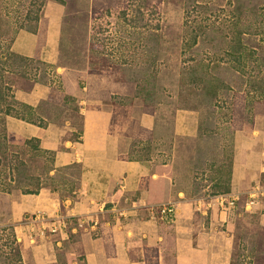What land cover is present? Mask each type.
<instances>
[{"label":"rangeland","instance_id":"1","mask_svg":"<svg viewBox=\"0 0 264 264\" xmlns=\"http://www.w3.org/2000/svg\"><path fill=\"white\" fill-rule=\"evenodd\" d=\"M143 1L148 7L141 4ZM27 2L3 0V13L9 16L12 25L23 18L29 6ZM140 2L141 13L134 8L139 0H43L38 27H42V20H46L47 15L57 16L56 55L54 62L50 63L52 65L50 72L55 74L58 82L55 86L52 84V87H55L56 92L58 85V92L62 94L66 87L81 90L87 84H92L93 96L104 94L102 95L105 96L104 106L115 108L113 118L119 120L114 126L122 135L120 145L123 147V155L144 153L140 148L145 146L149 147L150 156L157 153L156 150L168 153L171 158L174 157L176 185L186 188L188 193L193 195L201 197L210 195L214 182L222 178L227 170L226 155L220 152L218 146V140L225 132L217 123L223 121L221 126L225 125L228 128L227 136L225 135L227 141L232 126L248 122L254 111L256 114L262 113L263 60L255 53L248 55L247 49L255 50L256 47L251 41L241 39L245 48V55L238 60L242 63L238 65L241 70H226L221 67L220 73L217 71L220 78L229 84V88L221 89L217 97L218 103L209 106L211 98H207L205 89L198 93L186 88L188 76L185 75L183 66L192 64L198 58H202L204 63L209 61L211 64L217 58L207 54L208 46L203 45L201 37L196 45L188 46L189 33L183 36L187 43L183 41L185 44L181 46L183 49L181 50V32L185 27L189 31L193 29L191 23L193 20H200L202 23L213 21L215 25L224 23V31H227L230 19L234 18L230 8L235 0H140ZM261 6H264V0H257L255 14L250 15L248 20L252 22V27L255 26L257 29L253 30L254 39L264 45V8ZM241 21L240 18L238 25ZM46 24L45 28L48 30L50 24ZM22 31L31 32L25 28H18L15 37ZM156 31L159 32V43L154 40ZM246 35H249L248 31L243 34ZM226 39L234 45V39L230 34H226ZM218 51L221 56L222 51L220 49ZM261 56H264V51ZM219 60L221 65L236 61L233 58L232 62V57L228 55H223ZM40 75H37L38 82L46 81L47 76ZM18 85L25 86L26 83L22 80ZM247 89H251L252 92ZM55 92L51 101L44 99L45 102H40L34 115L35 119L42 115L57 125L69 121L78 130L81 118L75 103L62 101ZM255 98L259 99L250 105L249 101ZM180 108L192 109L198 119L203 116L210 125L213 127L216 125L213 131L206 133L198 146L195 145L198 140L195 138L196 135L193 138L184 137L174 134L171 129L175 118L174 112ZM211 108L217 110V116L224 113L225 116L215 120L211 117ZM145 110L153 111L155 118L153 129L144 127L150 131V135L141 132L138 127L141 126L138 115ZM211 120L215 121L210 123ZM8 133L11 142L20 143L17 134L10 131ZM69 137L74 139V133ZM209 150L215 156L210 155ZM227 151L226 147L225 152ZM67 171L63 173V178H72L70 176L74 175H68L70 171ZM74 181L76 183V180ZM54 184L58 185L56 181ZM77 191L71 199L64 196L67 195L64 191L61 195H58L57 191L51 192L59 203L60 212L57 215H61L65 221V225L60 226L55 232L49 231L47 225L36 219L37 214L24 212L16 216L13 209L20 194L18 190L8 193L0 191V225L14 226L18 239L22 241L25 264H33L31 247L43 243L47 244L48 251L54 256L47 264H84L79 237L83 224L76 217L64 214L65 201L72 202ZM242 207L241 195L234 214L228 219L229 224L218 225L221 230L232 229L235 233L232 263L264 264V226L258 222L260 212L244 213ZM208 211L216 217V206L211 205ZM198 213L195 210L194 217H199ZM74 226L79 229L74 235L69 236L70 230L75 231ZM60 230L62 233L65 232L66 237H61L63 234Z\"/></svg>","mask_w":264,"mask_h":264},{"label":"crops","instance_id":"2","mask_svg":"<svg viewBox=\"0 0 264 264\" xmlns=\"http://www.w3.org/2000/svg\"><path fill=\"white\" fill-rule=\"evenodd\" d=\"M46 23L50 26L44 29L39 57L52 63L57 16L47 15ZM36 40L35 33L22 31L14 38L12 49L32 56ZM49 89L48 84L35 82L29 90L15 88L13 95L35 106L47 99ZM82 89L69 86L63 90L76 98L81 118L78 130L69 121L40 127L7 115L5 122L7 131L22 137L37 136L41 147L54 150L55 166L80 164L78 191L72 202L65 201L64 214L83 224L79 237L84 264H145L144 246L157 249L158 264H230L233 232L218 226L229 221L213 217L207 206H196L194 200L201 196L176 185L174 157L168 153L156 150L148 159L120 158L122 135L110 128L115 111L104 106V94L93 96L91 92L88 96L86 86ZM175 111L173 133L195 137L196 112L186 108ZM138 119L141 126L154 128L153 111H141ZM73 133L75 138L71 139ZM263 176L264 110L254 115L251 124H243L233 132L229 191L244 194ZM164 202L177 203L172 221L158 219L151 209ZM13 210L16 216L26 212L50 217L60 212L58 200L46 188L36 194L20 193ZM195 210L199 217H194ZM258 222L264 226V211L259 213ZM47 247L44 243L31 247L33 264L52 261L54 256Z\"/></svg>","mask_w":264,"mask_h":264},{"label":"trees","instance_id":"3","mask_svg":"<svg viewBox=\"0 0 264 264\" xmlns=\"http://www.w3.org/2000/svg\"><path fill=\"white\" fill-rule=\"evenodd\" d=\"M27 1L29 6H27L26 8L23 18H21V20H18L19 22L14 18V20L18 23L12 25L9 16L3 13V0H0V191L8 193L12 190H18L20 193L36 194L41 188H48L50 192L57 191L58 195H61L62 191H64L67 193V195L64 196L70 197L71 199L74 198L75 192L78 190V181L81 173L80 164L78 162H71L65 165L55 166L54 150L41 147L39 138L37 136L22 137L20 135H17L16 137L20 139V143H16L13 141L11 142L10 135L6 129L5 119L7 115H11L16 118L34 123L40 127H45L47 123L51 122L42 115H39L36 120L34 115L36 114L37 108H39V104L41 101H51V98L53 97L55 92V87L53 88L52 84L53 86H55L58 82L54 76L55 74H53V72H50L52 70V65L39 58V49L44 42V29L46 24V20L43 19L42 27H38V22L41 18L40 8L42 6L43 0ZM140 3L141 2L139 0L138 5L134 7L135 9H137V11H139V13H141L139 10L141 6L139 5ZM141 4L143 6H147L146 2L144 1ZM256 4L257 0H235L232 7L230 8L231 12L234 13V18L230 19V26L227 31H224V23L215 25L213 21L202 23L200 20H193L191 22L193 25V29L189 31L185 27L183 28V32H181V50H183L181 46L187 43L183 36L189 33L190 35L188 37V40L190 42H188V46L192 47L196 45V42H199V37H201L203 40L200 41L204 43L203 45L206 44L205 46H208L207 54H210L212 57L216 56L217 58V60L214 59L215 63L213 62L211 64L209 61L204 63L202 62V58H198L192 64L183 66V71L185 75L188 76L186 81L188 84H186V88L197 91L198 93H202V91L205 89L208 94L207 98H211V103L208 104L209 106H213V104L218 103L219 99L217 97L221 89L229 88V84L227 82H224V80L220 78L218 74V72L220 73L221 67L226 70H241L240 66L238 65L242 63H240L238 60L240 59V57L245 55V48L243 42H241V39H244V41L249 40L254 44L256 49L253 50L248 48L247 54L253 55L255 53L256 56L260 57L263 60L264 64V56H261L262 52L264 51V45L260 42L258 43L254 39L253 30L256 31L257 29L255 28V26L252 27V22L248 20L250 15L255 14ZM261 7L264 8V6ZM240 18L242 19V21L240 22V25H238V20ZM18 28H25L36 34V46L34 54L32 56L18 54L12 50L11 44L15 38V34ZM245 31H248L249 35L243 36ZM201 34H203V36H201ZM226 34H230L232 36V38L234 39V45L229 43V39H226ZM154 38L155 42L159 43V32L156 31ZM183 41H185V43H183ZM195 48L197 49L198 47L196 46ZM219 49L222 51L221 56H219ZM223 55L231 56L232 62L233 58L236 60L235 63H231V61H229V64L224 63L225 65H221L219 59ZM210 59L213 60V58ZM237 67H239V69ZM95 69L99 71L98 68ZM40 74H42V76H47L46 81L41 82L49 85L50 89L47 99H45V101L40 100L35 106L17 100L13 95V90L15 88L29 90L35 82L39 81L37 75L41 76ZM22 80L25 81V86L18 85V83ZM183 82L184 80L182 79L181 83ZM91 85L92 84L86 85V89L88 90V94L86 95L88 96L91 95ZM57 88L59 89L58 85ZM57 88V91L55 93L59 95L61 100L64 102H74L75 108L77 110L76 98L69 94L63 93V91L61 94V92H58L59 90ZM181 89L183 88L181 87ZM247 91L252 92L251 89H247ZM263 93L264 88L262 89L261 95H264ZM257 99L259 98L250 100L249 104L252 105L254 102H257ZM197 106L198 105H195V107ZM112 108L115 111L114 106ZM212 109L213 108H211V117H214L215 120L219 117L225 116V113L222 116H217V110ZM263 110L264 108H262V112ZM256 113L257 112L255 111L252 112V115L248 119V122L246 121L244 124H251ZM118 120L119 118H112L110 122V128H112L116 133H119V129L114 125L117 124ZM213 121L211 120L210 123H212ZM221 123L224 122L220 121L219 123H217V126L221 128L227 136L228 128H226L225 125L221 126ZM242 125L243 124H238L236 126H232L229 129V136L227 138V141L225 139V135L220 136V140H218L220 152L223 155H226L225 163L227 166V170L225 172L226 174L223 175L222 178H218L217 181L212 185V190L210 192L212 194L216 192L219 193L229 191L232 157V136L233 132L236 129H239ZM138 127H140V129L142 130L141 132H147L150 135L149 130L142 126ZM215 127L216 125L213 127L212 124L210 125L208 123V120H205L203 116H200L198 119L197 134L195 137L198 140L195 145L198 146L199 142H201V140L205 138L206 133H209V131H213ZM226 147L228 148L227 153L225 152ZM140 150L144 153H137L136 155H123V151H120L118 153V156L124 159H148L150 157L148 146L141 147ZM209 154L215 156L213 152H211V150H209ZM67 170L70 171L68 175H74L70 176L73 179L63 178L62 175L63 173L68 172ZM74 180H76V183ZM261 180H264V176ZM55 181L58 183V185L54 184ZM241 209L244 213H249L244 210L243 207ZM74 227L76 229L73 232L68 229L70 230V233L68 232L69 236L74 235L75 232L78 231L79 228L76 226ZM233 237L235 245L234 232ZM143 249V258L145 264H158L157 249L147 246H144ZM22 250V241L21 239H18L14 230V226L12 224L0 225V264H25L22 257ZM232 257L233 250L231 254L230 264H233Z\"/></svg>","mask_w":264,"mask_h":264},{"label":"built area","instance_id":"4","mask_svg":"<svg viewBox=\"0 0 264 264\" xmlns=\"http://www.w3.org/2000/svg\"><path fill=\"white\" fill-rule=\"evenodd\" d=\"M243 196V209L249 213L262 212L264 206V180L257 181L253 183L249 189L244 193L240 194L237 192H220L215 194H206L194 200L196 206L211 207V205L216 206L217 217L221 222H226L234 214L237 201L240 196ZM176 202H164L159 203L151 207L156 216L159 219L165 221H172L175 217ZM36 219H40L45 225H47L48 230L55 232L59 230L60 226L65 225V221L61 215L46 216L41 213L35 215ZM44 227V226H42ZM61 234L65 235V232Z\"/></svg>","mask_w":264,"mask_h":264}]
</instances>
